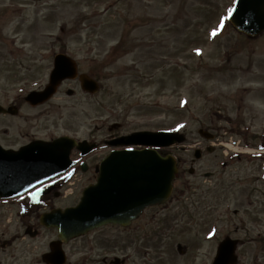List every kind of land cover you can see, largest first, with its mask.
<instances>
[{
    "label": "rangeland",
    "instance_id": "374dc122",
    "mask_svg": "<svg viewBox=\"0 0 264 264\" xmlns=\"http://www.w3.org/2000/svg\"><path fill=\"white\" fill-rule=\"evenodd\" d=\"M15 1L14 10L9 8L2 21L5 41L0 42L1 98L4 94L15 96L17 80L22 81L27 70L32 71L30 75L44 78L53 58L42 51L64 47L80 69L93 67L105 77L108 111L115 109L117 93L137 95L133 103L138 100L140 106L153 103L148 113L153 116L154 132L183 138L169 149L177 157L186 155L180 151L184 147L191 150L194 142L201 140L197 131L202 128L213 134L214 129L218 131L217 141H201L216 147L220 142L222 149L215 158L218 162L225 160L223 155L231 151L223 145L231 138L239 139L232 130L242 129L244 122L237 124L224 118L233 119L238 107L240 113L246 107V129L250 131L246 139L252 141V137L263 135L264 34L247 38L232 28L227 16L234 0H44L46 4L58 2L51 13L46 5L25 8L23 0ZM9 3L1 0L0 7ZM36 12L40 14L38 19ZM118 42L121 47H117ZM66 87L74 85L68 82ZM60 96L63 100L59 109L50 118L59 120L57 133L65 132L61 124L69 114H78L75 121L84 127L78 134L86 136L91 119L97 116L88 101L82 95L70 98L65 91ZM141 114L134 113V119L141 120ZM191 157L189 152L187 159ZM208 159L209 164L205 160L200 163L195 176L178 174L173 202L167 206L147 210L128 228L106 226L69 244L65 248L66 264H102V257L114 255L126 257L125 264H211L216 242L234 227H220L213 232L214 212L207 207L197 208L199 201L209 206L219 189L230 181L225 174L209 180L202 177L201 172L212 169L213 157ZM245 165L251 175H261L248 161L233 169L242 171ZM215 169L220 171L219 167ZM217 179H221L218 184ZM86 186L85 180L77 176L64 188L72 194L54 199L53 206L74 205ZM8 208L0 207V232ZM54 236L49 231L33 242L28 240L26 264H41L39 255L48 250L46 243ZM233 237L246 242L241 232ZM242 242L237 264H255ZM177 245L184 248V254L178 253ZM3 258L0 253V260Z\"/></svg>",
    "mask_w": 264,
    "mask_h": 264
},
{
    "label": "flooded vegetation",
    "instance_id": "af4514ba",
    "mask_svg": "<svg viewBox=\"0 0 264 264\" xmlns=\"http://www.w3.org/2000/svg\"><path fill=\"white\" fill-rule=\"evenodd\" d=\"M23 1L25 2V8L34 4L46 5V10L49 13L54 11L58 6V2L46 4L44 0ZM14 3H16L15 0H10L9 4L4 5L2 8L0 7V42L2 43L5 41L2 33V21L5 19L9 8L14 10ZM39 15L38 12L35 13L37 19ZM42 18H45V16ZM68 51V49L60 47L55 50L42 51V54L45 55L46 53L50 55L53 58V63L54 57L60 54L72 57ZM33 62H36V60L34 59ZM51 69L52 66L46 68L44 78L30 75L29 73H32L31 70H27L26 77L22 81L21 78L17 80V76L14 75L13 78L18 82V86L15 87L18 90L17 93L12 98H9L5 94L3 98L0 97V106L9 111L0 114V152L15 153L30 144L51 142L64 136L73 140L75 144L82 143L84 146L81 149L76 146L72 149L70 157L74 161V164L67 174L61 178L62 185L60 183L49 182L20 198L11 200L0 199V207H9L6 216L7 221L0 232V253L4 254V258L0 260V264H26L28 240L33 242L38 238H42L46 232L51 231L44 229L40 223L41 216L53 209V198L50 197L51 195L58 197L61 187L74 181L77 176L84 179L86 185L93 183L97 177L96 167L103 155L112 150L142 149L144 147L132 144L131 139L140 133H154L151 128L154 124L153 116L148 113L149 109L154 107V104L150 103L146 106L144 105L145 103H141L140 106L138 100L137 104L133 103L134 98H138L137 95H133V92V97L129 94L124 96L117 93L116 107L108 111L107 88L104 82L106 79L93 67L80 69L77 66V71L78 74H87L89 78L97 81L98 90L96 93H85L81 90L77 79H66L61 82L56 93L44 104L31 105L27 103L25 98L30 92H40L44 89L48 83ZM68 82L73 84L74 87L71 89L65 88V84ZM25 89H29V91L23 92ZM64 91L70 98L75 97V95L84 96L85 100L88 101L87 105L97 115L91 119L92 124L88 125L86 136L78 134V131L84 128L80 122L75 121L78 114L68 115V119L61 124L65 131L61 134L57 133L59 120L50 119L53 113L59 109V103L63 100L60 94ZM55 106L56 108H54ZM245 109L246 107H244L243 113H240V107H238V113L235 114L233 119L229 116L224 118L228 121L234 120L239 123L242 120L244 122L242 129L235 127L232 130L234 136L240 138V140L236 141L234 139L232 141L233 144L238 145L236 148L237 153H233L232 155L225 153L224 156L227 161L218 162L215 158L216 152L221 151L220 144L215 149V147H210V145H204L202 142L204 140L200 138L202 141L194 142V145L190 147L192 151L188 146L184 147L182 152H186V155L176 158V162L178 174L180 173L182 177L185 174L195 176L200 171V163L205 160L209 164L208 156L213 157V160L210 161L212 169L204 170L200 174L206 180L215 179L217 178L216 175L222 178L225 174L230 179L229 185L227 183L219 189L209 206L205 202L199 201L197 208L203 210L207 207L210 211L212 209L215 216L211 225L216 230L220 227L226 229L231 226L234 228L231 232L228 230V234L232 237L236 236L238 232L243 233L246 236V242H241L246 245L249 258L252 257L251 259L254 260L255 264H261L262 262L264 263L262 261L264 259V133L257 142L260 149H263L261 156L258 158L246 156V147H252L253 145L249 142L250 138L249 140L246 139L248 131L246 130ZM138 111L139 113L143 112L141 114L142 120L147 117L143 120L144 124L134 119L135 116L133 117V114ZM219 118H222L220 113ZM214 131L213 139L217 141L219 134L217 130L214 129ZM87 150L90 152L85 156H81L82 151ZM157 151L160 152L162 149L157 148ZM189 152H191L192 157L187 159ZM246 159H248V163L256 165L257 171L261 175L258 177H255L254 174L251 175L250 172L246 171V165L242 171H239L238 168L237 170L233 169L235 165H240L242 162L246 163ZM83 165L85 166L84 171L82 170ZM217 167L220 169L218 172L215 169ZM54 182H58V180ZM220 182L221 179H217L216 184ZM237 193L240 194L235 195ZM200 198L203 199V197ZM200 220L203 221V217ZM54 239H56V233L54 238L47 241L46 245L49 246ZM252 248L255 251H252ZM44 253L42 252L39 255V263L41 264H44L41 259ZM101 263L110 264V258L102 257Z\"/></svg>",
    "mask_w": 264,
    "mask_h": 264
},
{
    "label": "water",
    "instance_id": "95a60500",
    "mask_svg": "<svg viewBox=\"0 0 264 264\" xmlns=\"http://www.w3.org/2000/svg\"><path fill=\"white\" fill-rule=\"evenodd\" d=\"M233 28L255 37L264 32V0H235L229 14ZM76 76L75 63L57 56L49 84L39 93L30 94L27 101L43 103L56 91L63 79ZM83 90L96 88L85 75L79 76ZM0 107V113H4ZM169 135H139L134 143L165 146ZM74 143L60 138L50 143H37L15 153L0 152V198L23 194L35 186L64 173L72 163L69 153ZM83 144H81V147ZM97 183L84 189L77 206L64 211L57 209L44 214L41 223L55 228L58 240L43 256L47 264H64L61 244L107 224L127 226L148 207L164 203L170 196L177 172L169 155L160 156L154 150L111 152L101 163ZM236 241L224 239L217 248L212 264H236ZM178 251L182 249L178 246ZM114 264L123 261L115 259Z\"/></svg>",
    "mask_w": 264,
    "mask_h": 264
}]
</instances>
